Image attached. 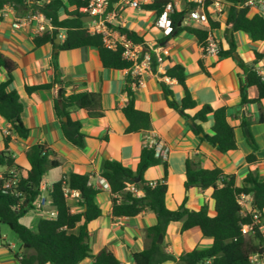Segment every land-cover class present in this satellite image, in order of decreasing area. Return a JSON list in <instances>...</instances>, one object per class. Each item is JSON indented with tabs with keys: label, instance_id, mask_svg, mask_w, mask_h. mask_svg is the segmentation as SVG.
I'll return each instance as SVG.
<instances>
[{
	"label": "crops",
	"instance_id": "obj_1",
	"mask_svg": "<svg viewBox=\"0 0 264 264\" xmlns=\"http://www.w3.org/2000/svg\"><path fill=\"white\" fill-rule=\"evenodd\" d=\"M134 1L139 3V7H133L128 0H112L107 27L116 38L126 35L120 28L136 32L144 38L148 47L146 52L163 57V61L157 62L155 69H147L140 76H135L130 69L105 68L98 51L94 48L82 47L60 51L54 49L52 43L35 47L33 38L38 34V23H27L15 28L14 24L21 16L9 5L0 11V51L16 63L10 89H15L20 95L23 121L29 129L27 138L13 135L8 151L15 164L21 167L19 175L26 176L28 173L30 165L24 152L36 144L49 147L56 155L52 158L60 162L58 168L47 171L41 182L49 205L48 208L44 207L47 215L35 214L36 219L30 221L28 225L24 222L29 214L27 213L21 221L31 230L37 229L42 218L56 217L57 212L49 201V191L54 183L70 173H76L89 174L91 176L89 182L96 185L105 161L110 159L119 160L124 166L135 170L146 139L151 136L162 139L170 149L169 157L166 159L169 165L166 207L170 210L179 209L183 204L188 210H196L207 203L209 214L212 216L215 214L212 188L184 187L187 158L197 167L220 168L226 174H236L238 184L242 183V177L248 170H257L264 177V124L258 122L260 109L264 111V100L261 104H240L239 90L245 76L238 61L233 57L206 55L197 37L185 30L176 35H165L155 24L158 13L142 8L143 4L153 3L155 0ZM189 1L195 0H170L180 12L187 9ZM214 2L222 4L224 13L213 14L216 17L215 21L220 23L219 28L212 29L213 35L220 40L224 50L229 48L228 39L233 35L236 54L243 59L246 66H256L259 72L264 74V61L255 65V51L264 52V42H253L250 35L244 31L230 34L225 23L229 4L225 0ZM64 17L65 14L61 13V18ZM64 33L65 30L62 29L57 35L60 37V43ZM201 62L207 74L201 69L199 65ZM175 65L185 68L188 88L197 105L195 109H188L186 112L194 115L206 104L214 108H227V120L236 128L238 146L236 150L221 154L212 145L200 142L190 128L189 119L184 118L178 110L170 108L168 99L173 97L180 102L183 98L182 88L177 81L164 75L167 68ZM133 77L139 80L138 84L131 85L136 107L151 115L152 129L148 132H125L128 123L121 108L128 101L125 86L128 79ZM6 78L8 73L1 67L0 82ZM55 81L58 83L50 89H41L31 94L25 89L26 85L35 86ZM67 81L72 83L67 84ZM163 86L169 88L173 95H166ZM60 89H64L68 94L89 91L99 93L101 96L102 117H90L85 109H72V117L82 123L81 131L87 136L83 148L73 146L59 131L53 104ZM257 91L255 87L250 88L248 98L257 97ZM245 118L250 119L249 129L259 145L257 152L259 161L252 164L246 162L252 149L246 142L245 128H242V121ZM0 121L5 122L1 116ZM213 123V118L209 115L207 122L202 124L204 131L212 132ZM0 145L1 151L5 149L1 135ZM0 167L1 174L7 171L6 166ZM163 177L162 165L150 167L145 174L147 181H156ZM138 194L142 196V190ZM79 200V195L68 199L72 213L84 210L79 206ZM244 200L247 201L248 197ZM96 202L102 210V217L88 224L89 243L94 247L92 255L103 248H109L123 264H132L131 254L143 251L149 244L146 229L157 223L156 214L144 211L134 217H114L110 190H101ZM250 209L251 198L248 203L246 202L244 211ZM30 212L34 213L35 210ZM181 228L182 222L171 223L162 239L165 250L176 257L212 244V240L204 237L199 227L184 232H181ZM77 231L78 227L74 232ZM3 239L4 241H0V264H20L16 254L21 253V245L17 248L16 243L8 236H4ZM83 262L92 264L91 258H86L80 264ZM164 264L181 263L168 261Z\"/></svg>",
	"mask_w": 264,
	"mask_h": 264
},
{
	"label": "trees",
	"instance_id": "obj_2",
	"mask_svg": "<svg viewBox=\"0 0 264 264\" xmlns=\"http://www.w3.org/2000/svg\"><path fill=\"white\" fill-rule=\"evenodd\" d=\"M91 0H0V11L4 6H11L20 15L42 13L46 20L53 26L52 29L37 34L33 38L35 47L52 43L54 49L60 51L79 49L82 47L94 48L101 57V63L109 69H130L132 63L123 56V48L116 50L104 46L101 33H91L88 24L83 22L84 10ZM112 2V0H110ZM170 0H155L153 3L142 5L145 10L162 13L164 7ZM210 5L214 0H206ZM229 4L226 27L232 32L244 31L249 34L253 42H264V14L252 13L244 5V0H225ZM196 3L189 1L188 8H194ZM70 8H73L70 10ZM61 13L65 14L61 18ZM185 11H178L174 7L171 15L172 32L176 35L180 31H187L197 37L203 45L209 35V29L198 26H184L181 24ZM1 19V16H0ZM219 21L210 20L211 29L219 28ZM65 30L61 43L56 44L57 35L60 30ZM126 34L128 40L134 44H141L144 51H148L144 38L136 32L120 28ZM229 48L219 52L220 58L233 57L243 70L245 79L239 90L241 105L252 103L261 104L264 100V74L260 73L256 66H246L243 59L236 54V45L233 38L228 39ZM152 69L157 66L156 55H151ZM264 61V52L255 51V65ZM201 69L207 74L202 65ZM5 68L8 78L0 82V116L5 122L11 124L13 133L21 138H27L29 129L23 121V105L19 93L10 89L13 82V72L16 63L0 51V68ZM264 70V67H263ZM165 76L176 80L183 91V98L179 102L168 99L170 108L178 110L180 114L191 120L190 128L200 142L212 145L216 151L226 154L238 148L236 141V128L227 120V108H214L210 104L204 105L194 115L186 111L196 108V101L191 95L187 83L185 68L181 65L171 66L166 69ZM58 83L49 82L45 84L28 86L25 89L28 94L41 89H50ZM62 83V82H61ZM71 84V81H67ZM138 78H129L125 86L128 101L122 112L127 120L126 133L148 132L152 129L151 115L136 107V101L131 89L132 84H138ZM166 86V85H165ZM164 87L166 95H173L171 90ZM257 88V97L248 98V90ZM102 101L99 93L79 92L68 94L64 89L58 91L54 99L53 112L59 124V131L62 137L77 148H83L87 136L82 133L83 127L79 120H74L71 115L72 109H85L90 117H102ZM213 118L212 132L204 131L202 124L207 122L208 116ZM258 122L264 124V111L260 109ZM251 121L243 119L242 128H250ZM11 138L4 139L5 149L0 150V166H6L7 171L0 179V241H4L1 235V226L6 225L15 233L21 242V253L16 256L20 264H80L86 258H91L92 264H123L109 248H103L95 255L91 254L88 224L102 217V210L97 204V197L101 190L89 185V174L70 173L53 184L49 191V201L56 210L55 218H42L36 230H31L22 224V218L31 210L41 209L37 206L38 199L42 195L41 182L43 176L51 169L58 168L60 162L55 157L53 150L44 144H36L24 152L30 169L26 176L19 175L16 185L5 188L9 178V170L21 167L16 165L9 153ZM247 144L252 152L247 156V163L258 162L257 152L259 145L255 136L249 129L246 138ZM162 165L164 177L156 181H147L145 174L152 166ZM186 189L212 188V198L215 201L212 216L209 214L206 203L196 210H188L184 204L176 210L166 207V196L168 186L166 184L169 165L166 160L158 158L155 150L148 145L142 148L137 167L133 170L124 166L119 160L110 159L105 161L101 172L110 186L112 198V215L116 218L134 217L144 211H152L157 216V223L146 229V237L149 240L147 248L143 251H135L131 254L132 264H164L168 261L176 262L179 259L185 260V264H250L249 256L255 252L264 250V177L257 170H248L242 177V183L238 184L236 174H226L220 168H202L193 165L191 159L186 162ZM154 182V183H152ZM127 183L134 184L141 189L142 196L127 191ZM77 191L80 196L79 206L84 208L78 213L71 212L68 198L64 189ZM250 197L252 209L244 211L240 204L241 198ZM257 215L258 220L254 218ZM173 222H182L181 232L199 227L204 237L210 238L212 244L206 248H196L191 252H184L180 256L167 252L161 243H158L159 236L163 237L166 230ZM248 227V231L244 227ZM78 227V231L74 232ZM250 232L252 241H248L246 233Z\"/></svg>",
	"mask_w": 264,
	"mask_h": 264
},
{
	"label": "built area",
	"instance_id": "obj_3",
	"mask_svg": "<svg viewBox=\"0 0 264 264\" xmlns=\"http://www.w3.org/2000/svg\"><path fill=\"white\" fill-rule=\"evenodd\" d=\"M128 1L133 7H139V3L137 1ZM205 1L206 0H195L194 2L196 3V6L194 8L185 9L184 11L186 14L183 16L181 24L184 26H198L209 29L207 40H205L204 44L202 45L203 50L206 55H219V52H221L223 47L220 43V40L212 33L210 20H215L216 17L213 16L214 13H224L223 6L220 2H213L210 5H206ZM244 5L255 13L264 14V0H244ZM109 8L110 0H91L88 6L82 10L85 16H90L92 18V20L87 23L88 29L91 33L102 34V40L105 47L113 50L122 47L123 56L126 60L132 63L130 70L135 76H140L143 71L147 69L150 70L152 68L151 55L149 52L143 51L141 44H134L128 40L126 35L119 36L117 38L113 37L111 31L107 27V22L111 16V14L108 13ZM173 11V3H167L164 7V10L158 15L155 21V24L163 30L165 35H170L172 32L171 15ZM33 22L38 23V34L46 31L47 29L53 28V26L46 20L45 16L40 12L35 14H26L19 17L17 22L14 24V27L20 28L24 24ZM156 57L158 63L163 61L162 56L159 55ZM0 135L3 139L7 137H13L14 133L10 123L0 121ZM145 145L152 147L155 150V154L158 158L166 160L167 157H169L170 149L162 139L154 136L148 137L146 139ZM8 175L9 178L6 181L5 188L16 185L20 177L19 171H17L16 168L9 170ZM2 178L3 173H0V179ZM88 184L99 190L110 189L109 183L103 177L98 178L96 185L91 182H88ZM44 189L45 188H42L41 186L42 192ZM126 190L139 196L138 193L141 189L136 188L134 184L127 183ZM64 193L68 199L75 198L79 195L77 191H71L68 188L64 189ZM245 198V196L241 198L240 204L243 205ZM45 205H47V197L43 192L41 197L38 199V207L42 208ZM254 218L258 220L257 215H254ZM261 229L264 231V225L261 227ZM249 261L250 264H264V250L258 253H253L251 256H249Z\"/></svg>",
	"mask_w": 264,
	"mask_h": 264
},
{
	"label": "rangeland",
	"instance_id": "obj_4",
	"mask_svg": "<svg viewBox=\"0 0 264 264\" xmlns=\"http://www.w3.org/2000/svg\"><path fill=\"white\" fill-rule=\"evenodd\" d=\"M1 146V145H0ZM1 168V167H0ZM52 170V169H51ZM249 197H248V200L247 201H245L244 200V203H243V207L245 208V205H246V202L248 203L249 202ZM44 207H46V208H48L49 207V205L47 204V205H45ZM43 207V209H37V210H35V212L34 213H31L30 211L28 212L29 214L27 215V217H26V221H24L25 223H27L28 225H30L29 223H30V221H33V220H35L36 219V215L38 214H45V215H47V213H46V209ZM36 214V215H35ZM24 218V217H23ZM22 218V219H23ZM33 230H35V229H33ZM244 230L245 231H248V229H247V227H244ZM1 235H2V237H4V236H8L9 237V239L11 240V241H13L14 243H16V245H17V248L18 247H20V245H22L21 244V242H20V240H19V238H18V236L15 234V233H13L6 225H2L1 226ZM246 237H247V240L250 242V241H252V236H251V234H250V232H247L246 233ZM93 246H91L90 245V250H91V254H92V252H93ZM82 264H87V263H85V262H83Z\"/></svg>",
	"mask_w": 264,
	"mask_h": 264
},
{
	"label": "water",
	"instance_id": "obj_5",
	"mask_svg": "<svg viewBox=\"0 0 264 264\" xmlns=\"http://www.w3.org/2000/svg\"><path fill=\"white\" fill-rule=\"evenodd\" d=\"M82 20H83V22L88 23L89 21L92 20V18L90 16H85ZM229 33L230 34L232 33L231 29H229ZM55 43H57V44L60 43V37L59 36H57ZM189 121L191 122V120H189ZM245 132L248 134L249 133V128L246 127L245 128ZM162 239H163V236L160 235L159 239H158V243H161ZM85 240L87 242L89 241V239L87 237L85 238ZM178 262L181 263V264H185V260H183V259H179Z\"/></svg>",
	"mask_w": 264,
	"mask_h": 264
}]
</instances>
